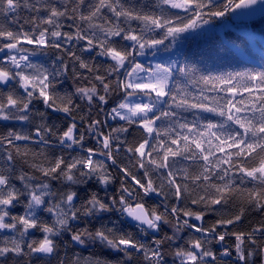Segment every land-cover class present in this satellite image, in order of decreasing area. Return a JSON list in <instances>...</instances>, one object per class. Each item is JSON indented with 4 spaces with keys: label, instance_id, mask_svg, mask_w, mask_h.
<instances>
[{
    "label": "snow or ice",
    "instance_id": "obj_1",
    "mask_svg": "<svg viewBox=\"0 0 264 264\" xmlns=\"http://www.w3.org/2000/svg\"><path fill=\"white\" fill-rule=\"evenodd\" d=\"M257 36L264 0H0V264H264V65L221 70Z\"/></svg>",
    "mask_w": 264,
    "mask_h": 264
},
{
    "label": "trees",
    "instance_id": "obj_2",
    "mask_svg": "<svg viewBox=\"0 0 264 264\" xmlns=\"http://www.w3.org/2000/svg\"><path fill=\"white\" fill-rule=\"evenodd\" d=\"M239 33L237 30L232 27L231 25L227 26V29H222L221 31L217 32L216 39H235ZM261 37L257 36L256 41L254 44L250 45L247 49H245V58L241 59L237 57V60L240 62L237 63L236 61L233 62L231 67L223 68L222 71H242L244 68H258L261 65H264V45H262ZM238 44L240 43L239 40L236 41ZM206 45L215 47L214 41H206L204 42ZM43 60V57L34 58ZM252 219H257L258 217H251ZM212 219V218H210ZM88 252H85L84 255H87Z\"/></svg>",
    "mask_w": 264,
    "mask_h": 264
},
{
    "label": "rangeland",
    "instance_id": "obj_3",
    "mask_svg": "<svg viewBox=\"0 0 264 264\" xmlns=\"http://www.w3.org/2000/svg\"><path fill=\"white\" fill-rule=\"evenodd\" d=\"M139 59L141 60L142 63L145 64L156 63L168 59V54L161 51L158 52L155 56H153L152 53L149 51L148 53H146L144 57H140ZM172 59H176V57H172Z\"/></svg>",
    "mask_w": 264,
    "mask_h": 264
},
{
    "label": "water",
    "instance_id": "obj_4",
    "mask_svg": "<svg viewBox=\"0 0 264 264\" xmlns=\"http://www.w3.org/2000/svg\"><path fill=\"white\" fill-rule=\"evenodd\" d=\"M259 10H257V12H258Z\"/></svg>",
    "mask_w": 264,
    "mask_h": 264
}]
</instances>
